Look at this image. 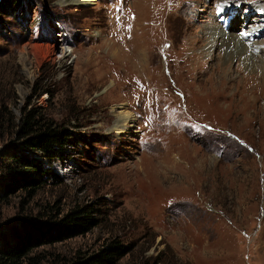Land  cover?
<instances>
[{"label": "rangeland", "instance_id": "rangeland-1", "mask_svg": "<svg viewBox=\"0 0 264 264\" xmlns=\"http://www.w3.org/2000/svg\"><path fill=\"white\" fill-rule=\"evenodd\" d=\"M67 1L0 14V178L26 111L72 138L60 185L0 197V233L92 203L98 225L35 248L39 264L112 237L132 246L117 264H264V0ZM216 23L222 42L245 35L241 60L221 62ZM28 44L53 50L22 64Z\"/></svg>", "mask_w": 264, "mask_h": 264}, {"label": "trees", "instance_id": "trees-1", "mask_svg": "<svg viewBox=\"0 0 264 264\" xmlns=\"http://www.w3.org/2000/svg\"><path fill=\"white\" fill-rule=\"evenodd\" d=\"M20 1L0 0V14H14L21 7ZM14 133L2 168L5 174L0 178V197L23 192L31 199L44 183L60 185L62 177L50 166L62 159L64 146L71 145L70 134L34 111L21 116ZM46 210L19 218L8 236L0 233V264H39L41 258L31 255L32 250L83 235L101 219L99 208L92 203L75 204L64 212L55 206ZM131 249L130 243L112 237L96 250L61 264H117Z\"/></svg>", "mask_w": 264, "mask_h": 264}, {"label": "bare ground", "instance_id": "bare-ground-1", "mask_svg": "<svg viewBox=\"0 0 264 264\" xmlns=\"http://www.w3.org/2000/svg\"><path fill=\"white\" fill-rule=\"evenodd\" d=\"M228 1V0H227ZM230 1V0H229ZM68 3L67 4H85V3H87L88 2V0H68L67 1ZM222 2V1H221ZM181 4V3H180ZM230 6V5H229ZM227 7V6H226ZM232 10V9H231ZM231 12H229V14H230ZM232 13H233V15L235 16V18H234V21L233 22H240L239 21V19H237L238 18V14L240 13L239 12V9H234L233 11H232ZM231 13V14H232ZM259 18V17H258ZM212 24V23H211ZM210 24V25H211ZM235 26H233V28H234ZM232 28V29H233ZM209 29V30H208ZM212 29V30H211ZM219 29V26L217 25V23H216V25H214V27H211V26H207V27H205V30L207 31V33L210 35V36H212V37H214V38H218V39H216L215 41H216V45H220V43L222 42L221 40V34H220V32L219 31H217ZM229 33V38H227V40H224L223 42H222V44H221V48H222V55H223V57H221L220 56V60H221V62L222 61H225V62H229V61H231V60H234V59H236V60H241V58H240V56H243V54H245L246 53V51H248L247 50V48H243L242 47V45L240 44V42L242 41V38H245L244 36L245 35H243V37H242V35L241 36H238V37H235V35L233 36V34L234 33H232V32H228ZM247 38V37H246ZM247 40V42L249 41V39H246ZM200 41V40H199ZM197 39H196V42H198V43H200ZM214 42V41H213ZM244 42V41H243ZM201 45H202V43H200ZM205 44V43H204ZM242 44H244V43H242ZM198 45V44H197ZM248 45V44H247ZM195 46V45H194ZM250 47V46H249ZM220 48V49H221ZM202 49V48H201ZM52 50H53V46L52 47H50V46H46V47H43V46H40V45H37V44H34V45H30V44H28V45H26V46H24L23 47V49H22V51H21V53H20V61H21V63L22 64H28L29 63V57H30V55H32V56H34V57H37V56H39V54H42V53H44L45 55H47V56H49L51 53H52ZM191 50H192V48H191ZM214 51V50H213ZM196 52V51H195ZM210 52V51H209ZM198 54H200V56H202L201 55V53H198ZM197 54V55H198ZM211 54V53H210ZM204 55V54H203ZM206 55V54H205ZM246 55V54H245ZM248 55V54H247ZM193 56V55H192ZM207 57H209V54L208 55H206ZM213 57H215V56H213ZM200 59V58H199ZM206 59H208V58H206ZM192 60H193V58H192ZM238 60V61H239ZM194 61V60H193ZM198 61V60H197ZM196 61V62H197ZM215 61V60H214ZM213 62V61H212ZM217 62V61H216ZM200 64V63H199ZM201 65V64H200ZM200 69V68H199ZM200 70H202V69H200ZM208 70V69H207ZM210 70V69H209ZM203 72V71H202ZM128 118V116H123V117H121V118H119V122H120V124H119V131L121 132V131H125L126 129H130V123L129 122H127V119Z\"/></svg>", "mask_w": 264, "mask_h": 264}]
</instances>
